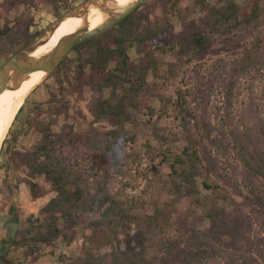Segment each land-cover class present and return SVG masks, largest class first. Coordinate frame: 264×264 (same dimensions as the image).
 Listing matches in <instances>:
<instances>
[{
	"label": "trees",
	"instance_id": "1",
	"mask_svg": "<svg viewBox=\"0 0 264 264\" xmlns=\"http://www.w3.org/2000/svg\"><path fill=\"white\" fill-rule=\"evenodd\" d=\"M79 1L0 0V18L5 21L0 31L6 35L12 30L14 19L11 15L20 13L23 5L31 10L35 4H46L58 17ZM263 13L264 0H146L111 29L78 43L72 50L74 57L68 55L54 71L60 88L49 93L50 104L54 107L51 116L45 117L41 103L35 106L30 125L40 135L39 139L30 149H15L10 156L15 166L25 171L26 183L34 198L46 194V184L58 194L40 210L37 219L29 217L21 221L17 217L11 243L22 248L25 256L34 263L43 255L46 246H54L58 241L70 245L75 241L83 212L100 213L98 219L90 222L91 238L99 248L112 243L118 228L127 231L133 222H137L138 230L148 241L150 236L161 233L172 223L176 215L183 227L193 220L216 222L225 217L232 199L228 191L206 172L194 135L195 115L186 95L179 91L177 99L173 100L167 91L178 62H190L202 56L223 35L252 28ZM26 16L22 12L15 20L21 24ZM32 24L33 18L16 46L0 48V62L41 31H32ZM133 49L136 57L132 55ZM170 56L174 59L170 60ZM261 56H264V34L257 36L240 60L239 68L231 75L230 104L240 71ZM67 91L80 97L91 92L89 110L94 120L108 121L113 128L104 133L96 130L82 133L69 122L60 125L59 117L64 114L68 117L72 106L66 100ZM158 101L165 107L175 106V118L179 120V130L171 134L170 143L154 129L153 137L166 142V148L159 149L148 140L151 161L162 158L153 164L154 175L161 177L164 165H167L171 177L170 184L167 183L168 192L174 197L136 203L113 192L107 175L121 158L129 157L124 148L134 142L138 128L145 125L144 112L154 116ZM235 138L248 171L264 177V132L262 146L245 138ZM180 141L183 144L179 147L176 143ZM79 154L98 156L99 160L91 170L96 167L105 170L103 179L93 183L92 173L88 170L79 172L71 166L73 157L78 158ZM188 229L185 232L188 233ZM183 236L184 233L178 238L146 242L141 252L112 250L93 256L90 264H161L157 259L163 264H174L176 254L181 251ZM4 251L0 255V264H14L9 257L10 246ZM186 259L190 261L194 257Z\"/></svg>",
	"mask_w": 264,
	"mask_h": 264
},
{
	"label": "rangeland",
	"instance_id": "2",
	"mask_svg": "<svg viewBox=\"0 0 264 264\" xmlns=\"http://www.w3.org/2000/svg\"><path fill=\"white\" fill-rule=\"evenodd\" d=\"M22 12L27 16L24 22L18 24L15 18ZM20 13H12L14 21L8 34L3 35L0 31V48L16 46L31 18L32 31L42 30L57 19L46 4H35L31 10L23 5ZM4 23V19L0 18V29ZM177 28L180 30L181 26ZM259 34H264V13L252 28L223 35L202 56L190 62H178L175 77L167 91L173 100L177 99L179 91L186 95L195 115L194 135L206 172L228 191L232 199L225 217L216 222L193 220L183 227L176 215L172 223L161 233L150 236L148 241L138 230L137 222H133L127 231L118 228L112 243L99 248L91 238L93 231L90 222L98 219L100 213L83 212L79 234L74 242L67 245L58 241L54 246H46L36 263L27 258L22 248L11 243L17 226L15 221L17 217L21 221L29 217L37 219L40 210L58 193L46 184V194L34 198L27 186L25 171L17 168L10 156L15 149H30L39 139L40 135L30 125L36 105L41 103L46 111L45 117L51 116L54 107L50 104L49 93L60 88L58 75L53 72L26 95L29 96L24 98L22 108L17 112L0 150V255L5 252L6 246H10L9 257L14 260V264H90L93 256L98 257L112 250L141 252L146 242L178 238L184 233L181 251L176 254L174 264H264V177H257L248 171L235 138H245L262 146L264 56L257 57L250 66L240 71L232 103L228 100L231 75L235 68H239L240 60ZM68 55L74 57L72 51ZM132 55L136 57L134 49ZM169 59L174 58L170 56ZM5 60L2 58L0 64ZM66 95V100L72 106L68 117L65 114L59 117L60 125L69 122L82 133L95 130L104 133L113 128L108 121L94 120L89 110L91 92H86L83 97L77 93L73 95L70 91ZM144 113L142 118L145 125L138 128L134 142H129L124 148L129 157L121 158L108 171L109 187L123 198L136 203H151L153 199L169 200L174 197L167 187L171 181L169 168L164 165L162 176L154 175L153 164L159 163L162 158L151 161L148 140L159 149L166 148V142L153 137L154 129L160 131L170 143L171 134L179 130V120L175 118L177 111L175 106L170 104L165 107L158 101L154 116H150L147 111ZM177 144L180 147L183 142ZM168 146L174 147L175 144ZM97 157L79 154L78 158L73 157L71 166L79 172L88 170L92 173L90 179L94 183L103 179L105 172L99 167L91 170L99 160ZM180 207L185 206L180 204ZM159 254H154L153 258ZM186 257H194V260L188 261ZM157 261L163 264L161 259Z\"/></svg>",
	"mask_w": 264,
	"mask_h": 264
},
{
	"label": "water",
	"instance_id": "3",
	"mask_svg": "<svg viewBox=\"0 0 264 264\" xmlns=\"http://www.w3.org/2000/svg\"><path fill=\"white\" fill-rule=\"evenodd\" d=\"M145 1L146 0H134L129 4L123 6L119 5L116 0L81 1L80 3L57 17L56 20L42 29L26 45L13 53L8 59L0 64V91L6 88H16L20 86L23 80H25V78L30 73L36 70L42 69L46 71L47 75L44 78L45 80L60 66L63 60L68 56V54L78 43L111 29L126 17H128L131 13H133ZM93 8H98L107 15V17L101 24L93 29L87 26L80 28L77 31L63 37L61 41L49 52L38 57L33 55V53L41 45L47 42L49 36L56 30L61 22L70 17H82L84 15H87ZM4 139L1 141L0 150Z\"/></svg>",
	"mask_w": 264,
	"mask_h": 264
},
{
	"label": "bare ground",
	"instance_id": "4",
	"mask_svg": "<svg viewBox=\"0 0 264 264\" xmlns=\"http://www.w3.org/2000/svg\"><path fill=\"white\" fill-rule=\"evenodd\" d=\"M134 0H116L119 5H127ZM107 15L98 8H93L89 14L82 17H70L56 28L49 36L47 42L41 45L34 53V56H41L52 50L63 37L77 31L85 26L93 29L101 24ZM47 73L45 70H36L30 73L20 86L16 88H6L0 91V145L4 139L10 125L14 122L17 112L22 108L24 98L37 85H39ZM19 113V112H18ZM11 128V127H10ZM10 131V129H9ZM8 136V135H7ZM2 149V148H1ZM1 155V153H0Z\"/></svg>",
	"mask_w": 264,
	"mask_h": 264
},
{
	"label": "flooded vegetation",
	"instance_id": "5",
	"mask_svg": "<svg viewBox=\"0 0 264 264\" xmlns=\"http://www.w3.org/2000/svg\"><path fill=\"white\" fill-rule=\"evenodd\" d=\"M36 262H37V261H36ZM36 262H35V263H36Z\"/></svg>",
	"mask_w": 264,
	"mask_h": 264
}]
</instances>
